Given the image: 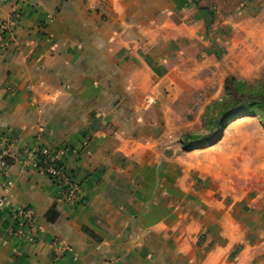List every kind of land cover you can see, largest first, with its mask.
I'll return each mask as SVG.
<instances>
[{
  "label": "crops",
  "instance_id": "1",
  "mask_svg": "<svg viewBox=\"0 0 264 264\" xmlns=\"http://www.w3.org/2000/svg\"><path fill=\"white\" fill-rule=\"evenodd\" d=\"M221 1L0 0V24L17 11L0 45V264H264V200L237 197L172 133L189 83L264 64V0L223 16ZM41 145L64 149L75 205L16 156ZM19 207L34 243L12 233Z\"/></svg>",
  "mask_w": 264,
  "mask_h": 264
},
{
  "label": "rangeland",
  "instance_id": "2",
  "mask_svg": "<svg viewBox=\"0 0 264 264\" xmlns=\"http://www.w3.org/2000/svg\"><path fill=\"white\" fill-rule=\"evenodd\" d=\"M245 0L215 2L220 6V14L226 15ZM234 72L210 75L204 82H192L189 97L181 101L182 115L187 129L172 131L174 137L181 136L184 143L192 144L189 149L192 161L204 159L220 172L225 184L229 183L237 197L244 193L253 199L264 200V117L256 113L226 118L216 123L222 110L245 104L253 88L256 95L264 94V64L235 66ZM235 76L241 81L252 84L240 86L242 93L233 94L225 88V79ZM240 97H238V96ZM219 101V103H215ZM219 133V136H217ZM196 164V163H195Z\"/></svg>",
  "mask_w": 264,
  "mask_h": 264
},
{
  "label": "built area",
  "instance_id": "3",
  "mask_svg": "<svg viewBox=\"0 0 264 264\" xmlns=\"http://www.w3.org/2000/svg\"><path fill=\"white\" fill-rule=\"evenodd\" d=\"M16 16L17 11H13L11 19L0 24V45L4 48L9 46L14 39L9 23ZM9 147V139L0 136V180H2L5 188L11 183L8 164L4 159ZM63 154L64 149L62 147L41 145L34 149L23 148L16 153V156L23 157L31 163L35 170L46 174L56 184L58 198L65 204L72 206L78 202L79 184L73 174L64 166ZM11 217L13 219L12 233L25 242L34 243L38 237L40 226L34 222L31 211L19 207L11 211ZM49 245L53 249L56 259L62 256L64 248H68L59 237L52 238Z\"/></svg>",
  "mask_w": 264,
  "mask_h": 264
},
{
  "label": "trees",
  "instance_id": "4",
  "mask_svg": "<svg viewBox=\"0 0 264 264\" xmlns=\"http://www.w3.org/2000/svg\"><path fill=\"white\" fill-rule=\"evenodd\" d=\"M251 85V88L253 87L252 84L247 83L245 81H241L239 79H237L235 76H228L225 79V88L228 92H231L230 90L234 91L233 94L236 93H242L240 90L243 91V89H241L240 86H247V85ZM238 96V95H237ZM240 97V96H238ZM246 103L245 104H241V105H237V101H234V103L232 104V108H230L229 110H222L220 112V115L218 118H216V123H222L226 120V118H233L235 116H244V115H249V114H253L256 113L257 109H262L259 112V116L264 117V94L262 95V92H260V95H256L255 94V90L252 88L250 91V95L249 97L246 99ZM215 103H219V101H216ZM217 136H219V133H217ZM185 148H194L197 146H194L192 144H186L184 145Z\"/></svg>",
  "mask_w": 264,
  "mask_h": 264
},
{
  "label": "water",
  "instance_id": "5",
  "mask_svg": "<svg viewBox=\"0 0 264 264\" xmlns=\"http://www.w3.org/2000/svg\"><path fill=\"white\" fill-rule=\"evenodd\" d=\"M55 213L54 210H50L49 215H47L48 220L52 221L54 219Z\"/></svg>",
  "mask_w": 264,
  "mask_h": 264
}]
</instances>
